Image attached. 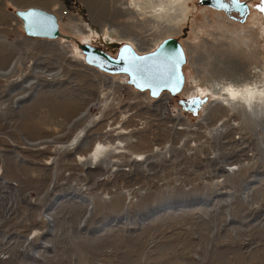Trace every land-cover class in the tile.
<instances>
[{
	"label": "rangeland",
	"instance_id": "obj_1",
	"mask_svg": "<svg viewBox=\"0 0 264 264\" xmlns=\"http://www.w3.org/2000/svg\"><path fill=\"white\" fill-rule=\"evenodd\" d=\"M245 1L251 13L240 23L199 0H0V249L16 236L28 240L23 253L14 248L0 264H264V114L260 124L245 119L243 106H229L223 95L215 100L210 91L229 81L221 74L231 65L264 78V0ZM29 5L55 12L72 39L27 36L15 11ZM169 37L187 53L184 95L204 86L212 105L202 123L212 121L210 134L217 123L229 125L220 132L221 151L244 158V169L222 183L232 189L222 197L244 199L251 220L224 221L202 206L194 215L169 210L187 195L151 190L162 179L150 184L149 167L135 158L152 150L160 113L146 116L148 96H138L119 74L87 65L78 48L87 41L116 55L133 43L145 53ZM106 80L120 89L102 87ZM168 135L167 143L174 137ZM97 141L116 144L117 153L87 157ZM131 180L134 187L126 185Z\"/></svg>",
	"mask_w": 264,
	"mask_h": 264
},
{
	"label": "bare ground",
	"instance_id": "obj_2",
	"mask_svg": "<svg viewBox=\"0 0 264 264\" xmlns=\"http://www.w3.org/2000/svg\"><path fill=\"white\" fill-rule=\"evenodd\" d=\"M18 1H21V0H18ZM25 1H30V0H25ZM31 6H36V5L20 6V8L21 9H26L28 7H31ZM180 6H182V4ZM205 7H209V6H205ZM250 10H251V8H250ZM219 11H223V10H219ZM250 13H251V11H250ZM247 20H248V18H247ZM59 21H60V18H59ZM105 33L110 38H113L114 34H115V31H113V29L109 28V29L105 30ZM89 41H91V40L89 39ZM130 41H134L135 42V40H133V39H130ZM83 43H90V42L84 41ZM125 44H131L137 51L140 50L133 43H125ZM78 48L83 54V51L79 47V44H78ZM149 52H153V51H149ZM149 52H145V53H149ZM91 67H94V66H91ZM231 67H232V65H231ZM231 67L229 66V69L226 70V72H228L227 73L228 75L226 73H224L225 71L223 72V74H221L222 76H229V77H227V79H229L228 82L218 81L217 82L218 84L214 83V85L211 86L212 88H210V91L213 92L212 97H214L215 100H217L218 98L221 100L222 99V95L227 97L226 99L224 98V100L227 101L229 106H231V107H233V105H239V107L243 106V108H245V111H244L245 113L244 114L246 115V118L245 117L244 118L245 119H252L253 121H257L258 124H260V121L262 119L261 116H263V114H264V78L253 79V78L248 77L247 75H245L242 72L237 73L236 71H234V68L232 67V69H231ZM96 69H98V68H96ZM98 70H100V69H98ZM183 70H184V68H183ZM100 71H102V70H100ZM1 73L5 74L4 72L0 71V74ZM106 73H107L108 76L118 75V74H112V73L108 74V72H106ZM102 75L103 74L101 73L100 77H102ZM119 76H122L123 79H127V83H128V78H129L128 75L122 73V74H119ZM103 77H104V75H103ZM185 84H186V82H185ZM128 85L130 86V88H132V89H134L136 91L135 93L138 96H146L145 94H149L148 97L152 96L150 94L149 90L143 91V90L135 88L134 86H132L129 83H128ZM103 86H107V88H109V89H115V90H119L120 89V87L117 86V82H115V81H111L110 82V81L106 80L102 84V87ZM196 89L197 90L195 92H190L189 94H191V95H189V96H192V95L196 94L194 97L208 98V100L205 101L202 104V106H201V108H200V110L198 112H194L191 109H187V110H191L194 113H199L201 111V109L204 107L205 104H206V106H205L206 108H210L212 103L210 101L211 98L205 95V94H207L208 91L206 92V90L204 89L203 85H198ZM183 90H184V88L182 89V91L180 93H178V95H181L184 92ZM207 90H209V87L207 88ZM220 91H223L225 93L223 94ZM169 93H171V92H169ZM184 93L182 95L184 97H186L185 100L194 98V97L186 96V95H184ZM171 95L173 96L172 93H171ZM178 95L176 97H178ZM152 97H154V96H152ZM178 98L179 99H183V98H180V97H178ZM144 101H146L145 103L148 102V104L150 105L151 109L153 108V106H155V105H151V103L149 102L148 98L145 99ZM177 103L179 105H181L179 103V100L177 101ZM132 104H136V103L133 102ZM164 106L167 107V105L165 103H161V104H158L156 106V108L152 110V111H158L160 113L159 117H157L159 120H156V122H155L156 127L152 128L153 130L151 131V132H153L152 133L153 137L152 136L151 137H152V139H154L153 142H152L153 143L152 150L150 152H148L147 154H145L144 156H142L141 154L140 155L135 154V158L136 159H137V156H140L142 158V160L145 159L144 160L146 162L145 164H146V166L149 167V170H147V172L148 171H149V173L157 172L152 167L151 162L152 163L158 162V164H160L159 161L161 160V161L165 162V166L162 167V169H166V171L170 172V175L168 177H171V175H172L174 178H181V177H184V175H189V176L194 175V181L196 183H200V184L201 183H206L208 185H215L213 183V181H212V179L215 176H213L214 174L211 173L210 169H213L214 171H216V168L218 166H219V169L220 168L227 169V166H234L235 169L237 168L238 171H241V170L244 169L246 164L243 165L244 164V162H243L244 158L240 157V156H238V157L236 156L237 159L232 157V158L235 159V161L233 163H230V164L222 163L223 159H225L226 157H228L227 159H229V153L226 152V151H221L222 150V144L224 143V141H223V138L220 137V132H223L222 129H224V130L227 129L229 127V125H226V127L224 125L222 127H220L222 124L219 125L217 123V124H215L217 126L215 130L216 131L218 130V132H214V134H210V131L212 130V127H210V123H212V121L207 122L206 125L203 127V129H202V127L194 128L195 126H189L186 123H177V122H173V121H168V120H166V116L163 113L165 111V108H166ZM182 107H184V106H182ZM223 108H224V106H223ZM237 108H238V106H237ZM232 109H233V111H235L234 108H232ZM162 110H164V111H162ZM224 110H225V108H224ZM242 112H243V110H242ZM83 114H82V116H83ZM228 117H230V116H228ZM153 119L154 118H151V121H153ZM175 119L181 120L180 116L176 117ZM228 120H232V119L229 118ZM226 122H227V120H226ZM226 122H225V124H226ZM242 122H244V121H242ZM180 124H185L186 126L184 128L182 126L179 127ZM227 124H228V122H227ZM241 125H242V123H241ZM259 126L261 127V125H259ZM187 128H188V130H187ZM201 129H202V131H201ZM169 132H171L172 133L171 136H174V137H173V140L171 142L167 143L166 142V138L169 136L168 135ZM119 133L128 134L129 132L126 131L125 129H122V131L119 132ZM159 134L161 135V137H160ZM179 136L182 139L177 142V138ZM189 136H193V137H189ZM197 136H200V139H198ZM79 137L75 138L76 139V143L74 142V144H78ZM187 137H189V139H187ZM183 139L187 140L186 141L187 142L186 145H183V143H184V141L182 142ZM173 141H175L177 143H174ZM104 142L105 141H103V142L102 141H99V142L97 141L95 143V145L93 146L91 152L87 155V157L89 156V157H91L93 159H96L97 157H100V155H103L104 153L109 151V149L116 151V148L114 147V146H116V144L115 145H111L110 143L108 144L107 142H105V143ZM120 143H122V141ZM167 145H169L168 148L166 147ZM173 147H174V149H173ZM215 148L218 149L217 152L216 153H212L213 149H215ZM169 149H171V153L169 152ZM201 149H202V151L198 152ZM185 151H186V153H183ZM116 153H117V151H116ZM233 155H231V156H233ZM83 157H85V156L82 155L81 158L83 159ZM185 157H188L189 160H183V158H185ZM211 158L212 159H217V160L213 161ZM193 159L195 161L196 166H193ZM205 159H206V162L204 163L203 160H205ZM137 161L139 162L140 160L137 159ZM183 161H189L187 163H191L192 162V164L189 166V165H186ZM167 162H170V164H168ZM207 162H209V163L207 164ZM214 163H217L218 165L215 166ZM246 163H247V161H246ZM171 165H174L176 168H178V170H176V171H178L180 173L183 171L184 173H182L181 176L173 175L172 173L175 172L176 168L172 169L173 171L169 170V169H171ZM205 165H207V168L209 170V171H207L208 174H204L203 172H198V175H195L194 172L198 171L197 168L203 167ZM240 167H241V169H240ZM119 170L120 169L118 168V171ZM166 171H163V174L167 175ZM238 171H236V170L233 171L232 176L235 175ZM206 175H210V176H206ZM161 179H162V181H164L165 178L164 179L161 178ZM171 179H173V178H171ZM223 182L224 181L218 183V185L222 186Z\"/></svg>",
	"mask_w": 264,
	"mask_h": 264
},
{
	"label": "water",
	"instance_id": "obj_3",
	"mask_svg": "<svg viewBox=\"0 0 264 264\" xmlns=\"http://www.w3.org/2000/svg\"><path fill=\"white\" fill-rule=\"evenodd\" d=\"M227 8L220 7L218 0H199L203 6L223 10L232 19L245 23L250 14V5L245 0H222ZM16 16L22 21L27 36L42 39L72 37L61 32L59 16L42 7L31 6L26 9L17 8ZM83 51L84 61L102 71L112 74H126L129 84L140 90H149L154 97L163 91H169L177 96L185 86L186 76L184 65L188 57L179 38L169 37L150 53L140 54L131 44H123L116 55L109 53L101 46L78 41ZM208 98L194 97L179 99L186 109L198 112Z\"/></svg>",
	"mask_w": 264,
	"mask_h": 264
},
{
	"label": "built area",
	"instance_id": "obj_4",
	"mask_svg": "<svg viewBox=\"0 0 264 264\" xmlns=\"http://www.w3.org/2000/svg\"><path fill=\"white\" fill-rule=\"evenodd\" d=\"M121 81H123V83L125 85L130 87L127 83V79H123ZM148 95L149 94H146V98ZM194 96L195 95H192L189 97H194ZM178 97H179V95H178ZM178 97L172 96L171 93H169V91L162 92L158 97H152V96L148 97V100L151 103V105H155V106H153V108L150 109L151 112L145 113V115L153 117L152 116L153 115L152 110L155 109L158 104L165 103L167 105V107L163 113L166 116V120L175 121V118L180 116L181 120H177V123H186L189 126H195L194 128L202 127V129H203L205 124L202 123V120L204 118H206L207 114L209 113L208 111L210 108H205V106H206V104H205L199 113H194L191 110H187L184 107H182L181 105H179L177 103V101L179 100ZM180 98L185 99L186 97L181 95ZM146 111H148V110H146ZM146 111H144V112H146ZM200 116H202V117L200 118ZM202 129H201V131H202ZM227 139H229V138H227ZM227 139H225V140H227ZM226 152L229 153V159H227L228 157H226L225 159H223L222 163H225V164L226 163H228V164L233 163L235 161V159L232 158V156H231L232 155L231 150H228ZM137 159L141 161V163H139V165H141L144 161V160H142V158L140 156H137ZM203 161L205 163L206 159ZM159 162H160V164H158V162H155V163L151 162L152 167L157 172H151L150 173V179L148 181L150 182V184H154L162 177H164L165 179H164V181L160 180L159 183H156L155 184L156 186L153 187L151 190H154L156 188H163V189H170L169 194L187 195L185 202H182V203H179L176 205L171 204V208L169 210L183 211V212L193 211L191 215H194L196 213V211H198V212L202 211V210H197L199 207L202 206L205 208L203 210L210 208L209 211H211V212H212V210L215 209V212L221 213V215H222L221 218L224 221L225 220L226 221H244V220H251L252 219V217L250 216V213L243 208L242 204L246 202L244 199H241L240 196H238L236 199H234L232 201L229 200V198H227V196L225 198H223L222 196L226 195L223 193V191L232 190V189H230L229 186L225 187V186H221V185H216L222 181H226V182L230 183L229 180L232 179L231 176H232L233 171H235V170L238 171L237 168L235 169L234 166H227V169H223V168L219 169V166H218L216 168V171H214L213 169H210L211 173L214 174L213 176H215L212 179V181L215 185L211 186V185H208L206 183H201V184L196 183L194 181V175H191V176L184 175V177H181V178H174L172 175H171V177H168L170 174H167V175L163 174V171H166V169H162V167L165 166V162L161 161V160ZM214 165L216 166L218 164L214 163ZM193 166H196L194 159H193ZM207 171H209L207 167L198 168V172H203V173L205 172L206 174H208ZM134 175H135V173H132L131 177H133ZM206 176H210V175H206ZM166 178H168L167 182H166ZM171 178H173V179H171ZM133 184H134V182L132 180H131V182L126 183L127 186H131V187H134ZM121 185L123 186V183H121ZM226 193H228V195L231 194L228 191ZM131 198H133V197H131ZM135 198L136 197H134V199ZM220 199H222V200L225 199L226 204H228V205L220 204L218 206V202L220 201ZM215 205H216V207H215ZM221 206H226L227 208L225 209L224 207H221ZM222 208H224L225 210L223 211ZM26 240H27V238H26ZM5 241H8V239L5 238ZM10 244H11L10 246H4V248L0 249V257H9L8 252L11 253V251L14 248L17 249L15 254L16 253H23L26 249V244H28V240L24 241V236H22V235L20 236V238H19V236H16L15 238L11 239ZM16 245H18V247ZM35 251H36V249H35ZM29 252L31 253L32 250L30 249ZM36 252H38V251H36ZM36 256H39V254H37Z\"/></svg>",
	"mask_w": 264,
	"mask_h": 264
},
{
	"label": "snow or ice",
	"instance_id": "obj_5",
	"mask_svg": "<svg viewBox=\"0 0 264 264\" xmlns=\"http://www.w3.org/2000/svg\"><path fill=\"white\" fill-rule=\"evenodd\" d=\"M233 3H236L237 0H232ZM218 3H220V7L222 8H227L228 4L227 3H223L222 0H218ZM261 11H264V4H261L260 6Z\"/></svg>",
	"mask_w": 264,
	"mask_h": 264
}]
</instances>
